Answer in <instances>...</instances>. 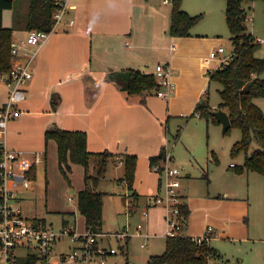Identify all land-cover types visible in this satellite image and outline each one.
<instances>
[{
    "label": "crops",
    "instance_id": "crops-1",
    "mask_svg": "<svg viewBox=\"0 0 264 264\" xmlns=\"http://www.w3.org/2000/svg\"><path fill=\"white\" fill-rule=\"evenodd\" d=\"M15 2L13 8L4 10L3 25L13 27L12 40L22 42L29 31L30 0L20 1L18 5ZM171 15L172 2L164 0H68L62 18L55 24L33 62L34 76L27 85L26 99L20 104L21 114L8 125V147L23 151L29 156L40 152L46 162L50 142L45 140L48 128L58 126L84 130L87 132L89 151H111L114 155L109 161L124 166L120 156L126 153L140 155L135 149L140 146V135L136 132L126 135L115 133L116 126L113 127V124L116 120L119 126H129L134 120H140L141 113H144L156 121L158 119L161 123H167L174 113L178 115L184 111H195L198 102L203 100L208 91L207 84L211 82L209 71L218 68L219 62L202 50L200 39L193 37L199 36L198 34L172 35ZM247 17L250 19L248 13ZM248 31L252 32L249 28ZM151 54H159L162 59L158 62L167 63L172 71L175 89L169 99L158 96L156 90L142 95L128 94L110 78L111 72L127 68L155 72L158 62L154 68L147 69L146 58ZM2 74L4 73L0 74V106L6 103L9 94L7 81L2 78ZM53 93L59 94L61 98L56 109L51 104ZM29 134L37 137L36 142L27 140ZM143 138L147 139L146 136ZM166 141V136L158 134L144 151V156L150 161L151 156L157 155L162 149L167 150ZM74 165L75 163L71 164V171L74 170ZM118 180L127 186L123 178L119 177ZM134 185L139 194L136 180ZM149 194L148 202L153 205L158 192ZM132 195L136 198L140 196L132 193L126 196ZM128 202L130 210V206L134 204L132 200H127ZM137 208L135 206L130 212L133 213ZM230 208V215L240 219V223H236L239 224L240 235L242 234L240 238L247 240L245 224L241 222L243 213L238 212L235 203ZM144 211L148 212V217H144V230H149L153 224L149 223L148 208L142 211V215ZM163 214L166 218V213ZM219 224L222 231L214 226L213 231H208L209 225L203 230L193 229L191 226L193 235L190 237L194 239L209 233V243L216 248L214 240L229 238L234 233L238 235L232 225L226 231V224ZM167 226L165 220L162 235H166ZM242 262L249 264L244 260L238 264Z\"/></svg>",
    "mask_w": 264,
    "mask_h": 264
},
{
    "label": "rangeland",
    "instance_id": "rangeland-1",
    "mask_svg": "<svg viewBox=\"0 0 264 264\" xmlns=\"http://www.w3.org/2000/svg\"><path fill=\"white\" fill-rule=\"evenodd\" d=\"M20 1L25 0H16V5ZM225 4L226 0H182V7L190 14L201 15L190 33L199 35L193 37L200 39L201 48L207 54L220 45L226 48V53L233 49ZM167 5L170 6L171 3ZM246 7L250 17L249 22L247 21L248 28L261 43L257 55L264 57V0H255L250 8ZM160 59L162 58L159 54L149 55L146 58L147 69L154 68ZM261 77L264 78V72ZM207 85L208 94L203 96V102L218 107L222 102L220 95L222 84L211 81ZM255 101L264 111V97H259ZM193 112L189 110L183 114L174 113L167 123H161L158 119L156 121L144 113H141L140 120H134L129 126L125 124L124 127L119 126L117 120L114 122L115 133L126 135L136 132L140 135L138 138L140 146L135 147L137 152H140L135 173L140 196L139 198L133 195L126 196L132 191L118 180L119 177L124 178L125 167L117 165L115 161H109L106 175L98 186L104 198L103 223L98 231L116 232L129 229L134 232L139 221L145 222L142 211L148 208L149 223L153 224L149 230H144L150 232L148 238L132 235L127 241L113 238L109 242L124 247L123 256L119 257L123 264H148L151 256L165 251L167 236L161 232L165 227L166 218L163 212H167L166 207L163 204L151 205L148 202L150 192L164 195L165 177L155 171L149 159L144 156L146 148L158 134L162 133L167 137L166 149L172 155L170 163L183 170L179 177L180 190L184 197L181 202L186 201L192 209L183 234L191 236V226L193 229L203 230L211 225L222 231L219 222H223L226 224L224 230L228 231L232 225L238 235L234 233L229 238L214 240L215 247L223 255L226 264H238L242 260L248 261L249 264H264V175L246 170L238 173L231 166L232 162L240 165L245 159L243 152L234 156L231 153L233 145L241 139L239 128L232 127L227 133H223L222 124L214 121L211 116H198ZM145 136L147 139L143 138ZM27 140L36 142L37 137L29 134ZM256 147L257 145L253 144L252 149ZM213 152L216 153L218 161ZM100 159L99 156L92 157L88 167L75 163L74 170L65 169L63 172L58 163L56 142L50 140L46 162L43 160L37 165L36 176L31 186L21 189L18 204L23 214L57 229L62 227L64 221H67L69 226L77 222L78 229L81 232L85 231V219L78 209L77 195L79 190L87 187L86 172L93 175L98 172ZM127 200H132L134 204H131L130 210L138 207L133 213L128 208ZM234 203L238 212L243 213L241 222L245 224L247 240L240 238L242 234L240 235L239 224H236L240 223L239 217L235 218L229 213ZM63 241L59 249L70 250L67 244L72 245V242L68 238ZM220 261L222 260L211 258L210 263Z\"/></svg>",
    "mask_w": 264,
    "mask_h": 264
},
{
    "label": "trees",
    "instance_id": "trees-1",
    "mask_svg": "<svg viewBox=\"0 0 264 264\" xmlns=\"http://www.w3.org/2000/svg\"><path fill=\"white\" fill-rule=\"evenodd\" d=\"M254 0H226V20L231 32L234 57L228 62L212 71H209L210 81L222 84L220 95L222 102L212 108L208 102L199 101L195 112L201 116L212 117L214 109H224L229 113L232 128L241 130V139L232 147V155L245 153L244 163L232 167L236 172L256 171L264 175V111L255 101L264 97V57L257 55L260 48L259 39L250 31L246 21L247 7H251ZM15 0H0V74L10 72L14 66L11 53L13 27L3 25V12L11 9ZM247 4V5H246ZM246 5V6H245ZM57 0H30V15L28 20L29 30L52 31L54 27V14L57 10ZM201 15H192L182 7V0L172 1V15L170 33L174 36H187L191 28L200 20ZM110 78L124 91L131 95H142L160 88L155 72H145L140 69L127 68L120 72L113 71ZM208 93V92H207ZM60 96L53 93L51 98L52 108L56 109L60 103ZM54 139L58 147V162L60 169L71 170V164L77 163L88 167L92 157H101L98 172L93 175L86 172L87 187L78 191L77 205L85 219L87 228L98 230L103 223L104 198L102 191L98 190L99 183L105 177L109 159L114 155L111 151L91 152L87 148V132L84 130H70L58 126L50 127L45 131V140L48 143ZM253 144L257 147L252 149ZM166 150L162 149L157 155L150 157L151 165L162 162ZM213 155L218 161L216 153ZM123 156L127 187L132 194L138 196L135 190V173L138 155L126 153ZM33 177L36 176V167L32 169ZM191 208L184 201L180 204V218L187 224ZM68 223L67 221L63 222ZM211 258L221 259L215 264H226L223 255L218 249L208 242L198 243L190 236L177 234L167 236L166 249L162 254L153 255L148 264H211Z\"/></svg>",
    "mask_w": 264,
    "mask_h": 264
},
{
    "label": "built area",
    "instance_id": "built-area-1",
    "mask_svg": "<svg viewBox=\"0 0 264 264\" xmlns=\"http://www.w3.org/2000/svg\"><path fill=\"white\" fill-rule=\"evenodd\" d=\"M67 2L68 0H57L54 26L62 18ZM50 32L32 29L22 42L12 40L14 66L10 72L2 74V78L7 81L9 94L6 103L0 106V264H123L119 257L123 256L124 247L109 240L116 238L127 241L132 235L148 238L150 234L148 231L144 232L145 224L142 221L137 223L134 232L129 229L99 232L87 227L81 232L77 222L71 226L69 223H63L62 227L57 229L36 218L25 216L18 204L21 189L31 186L35 179L32 169L43 161V157L40 152L29 156L23 151L9 148L8 125L21 114L20 104L26 99L27 85L34 76L33 62ZM172 48H175V45H172ZM225 53L226 48L220 45L212 49L209 56L217 59L221 67L235 54L233 49L230 53ZM155 73L160 83V88L156 90L157 95L169 99L175 89L171 69L167 63L158 62ZM195 114L201 116L199 111ZM171 158V153L166 150L162 162L152 164L153 169L165 177L164 195L157 194L153 202L154 205L163 204L166 207V236L182 234L184 230L180 218L182 193L179 178L183 170L177 165H172ZM120 160L123 161V156H120ZM143 217H148L147 211H144ZM208 231H213V226L209 225ZM210 237L207 233L194 240L198 243L209 242ZM66 238L72 242V245L67 244V247H70L67 251L59 249L60 243Z\"/></svg>",
    "mask_w": 264,
    "mask_h": 264
},
{
    "label": "water",
    "instance_id": "water-1",
    "mask_svg": "<svg viewBox=\"0 0 264 264\" xmlns=\"http://www.w3.org/2000/svg\"><path fill=\"white\" fill-rule=\"evenodd\" d=\"M212 114L218 119L219 123L223 126V133H226V131L231 127L232 122L229 116V113L221 108L214 109L212 111ZM189 174V173H188Z\"/></svg>",
    "mask_w": 264,
    "mask_h": 264
}]
</instances>
